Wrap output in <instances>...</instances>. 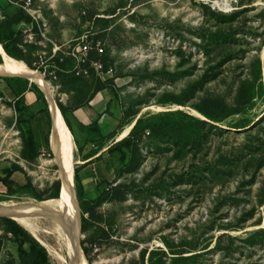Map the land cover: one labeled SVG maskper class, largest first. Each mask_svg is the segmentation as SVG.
<instances>
[{"label":"rangeland","instance_id":"rangeland-1","mask_svg":"<svg viewBox=\"0 0 264 264\" xmlns=\"http://www.w3.org/2000/svg\"><path fill=\"white\" fill-rule=\"evenodd\" d=\"M216 2L224 0H33L23 10L32 23L16 31L31 68L22 62L45 74L55 100L63 105L68 95L75 105L93 96L103 81L92 66L98 62L109 70L101 75L114 85L122 118H130L124 130L141 119L132 134L139 167L127 173L111 158L115 179L85 187L87 202L116 188L123 198L87 204L85 214L75 189L86 264H264V0ZM83 45L88 75L73 57ZM57 58L74 67L60 68ZM28 83L0 77V178L17 170L12 179L47 201L58 166L40 114L48 105ZM30 133L40 151L33 160L24 156ZM23 199L37 200L0 183V204ZM4 219L0 264H19ZM31 225L54 226L46 218ZM38 235L55 249L51 264H61L58 255L77 264L67 237Z\"/></svg>","mask_w":264,"mask_h":264},{"label":"bare ground","instance_id":"bare-ground-1","mask_svg":"<svg viewBox=\"0 0 264 264\" xmlns=\"http://www.w3.org/2000/svg\"><path fill=\"white\" fill-rule=\"evenodd\" d=\"M216 4L220 7L223 6L224 8L229 7L228 0H224L222 3L216 2ZM0 58L1 78L22 79L38 87L43 96L44 93L46 94L49 102L48 107L50 106L55 124L58 126V132L52 141L54 147L53 161L57 165H60L61 179L63 178L65 188L59 199H51L47 201L23 199L18 203L11 202L0 204V218L12 219L20 226L31 231L32 236L45 248H47L49 255L51 253H55V249L50 247L44 240V237L42 238L38 235V232L51 236L57 239V241L63 237H67L68 240H70L67 247H69L73 257L75 258V262L77 264H86L83 257L84 253L82 254L79 247V220L77 206L75 203V190H73L74 168L79 163L74 159L75 147L69 128L61 111L56 105L55 89L42 73L30 69L21 60L7 55L1 44ZM136 122L137 121H134L121 133L118 137V141L122 140V138L130 132ZM55 155L56 158H54ZM66 182H68V185ZM33 218L49 219L53 222L54 226L51 228L39 229V227L31 225V220ZM58 259L61 261V264H67L64 257L58 255Z\"/></svg>","mask_w":264,"mask_h":264},{"label":"trees","instance_id":"trees-1","mask_svg":"<svg viewBox=\"0 0 264 264\" xmlns=\"http://www.w3.org/2000/svg\"><path fill=\"white\" fill-rule=\"evenodd\" d=\"M6 6H1L0 11H3V21L0 22V44L5 51V53L15 59L18 60H23L25 61L31 68V62L29 61L26 53L24 52V49L21 47L22 46V41L18 38L19 35H21L20 32L16 31V28L21 24V23H26L30 24L32 23L31 20L26 16L25 12L21 9L18 10H12L9 13H6L4 15V12L6 11L7 7H11L8 3L5 4ZM54 62L58 64L60 68H65L66 66H71L74 67V64L70 62V60H60L59 58L55 59ZM91 62L90 59L85 61V64L82 65L83 70L87 71L88 74L90 73V67H91ZM101 64V63H100ZM102 65V64H101ZM108 69L105 68V66L102 65V70L101 74H107ZM9 81V79H7ZM12 80V79H11ZM19 80V79H17ZM23 81V80H22ZM26 82V81H25ZM28 83V82H27ZM29 84V83H28ZM35 91H37L42 97V93L40 90L35 86L31 85ZM114 85L112 84L111 80H107L105 82L99 80L97 88L95 90L96 92H99L101 90L107 89L109 90L115 97V91L113 90ZM19 98V96H18ZM44 98V97H43ZM116 98V97H115ZM20 98L18 99V101ZM45 103L46 100L44 99ZM57 101V100H56ZM58 107L64 117V120L68 126V128L71 130V126L68 120V113L67 109L59 102L57 101ZM47 105V103H46ZM40 114H45L46 119L48 122V127L51 130V120H50V114L48 111V108L45 110H41ZM205 115L207 117H212L209 114L205 112ZM214 119V118H213ZM130 118H126L125 120L121 122L120 126L118 129L124 128L126 124L129 122ZM141 122V119H138L133 130L129 134L127 138L124 140H121L120 142L116 143L113 145L109 150L108 153L111 156L112 159H120V162L124 161V166L123 169L127 173H131L134 170H136L139 167L140 160V151L138 146L134 143L133 141V132H135ZM72 132V130H71ZM117 132H114L110 136H108V139L114 138L116 136ZM49 136L50 132L46 136V143H47V148L49 149ZM25 151H24V156L25 158L29 160H33L37 158L40 155V151L37 145V142L33 136V134H29L28 138L25 141ZM79 149V148H78ZM50 151V149H49ZM129 155V156H128ZM129 157L128 161L125 162V159ZM17 170H11L8 172V174L0 178V183L4 186V188L7 189V191L10 194H15L19 191H28L34 198H36L38 201H42L37 194H35L34 189L32 186L28 185H23L17 183L14 179H12L13 173H15ZM79 172L80 169L77 167L75 170V189L77 192V198L79 202V206L81 209L85 212V214L89 213V211L86 209V205L90 204L95 207H98L112 199H122L123 194L119 193V189H112L106 192H103L96 200L87 202L85 201L84 198V188L81 184V181L79 179ZM60 191H61V183L58 180L55 184V194L53 195V199H57L60 197ZM4 221L7 223L9 231L14 234L17 237V244H18V258H19V264H51L49 261V254L40 243H38L26 230H24L23 227H21L17 222H15L12 219H7L5 218ZM87 222L88 220L86 218H83L81 220V229L82 232L87 231ZM28 244V249L26 250L24 246ZM83 253L85 254L86 257L89 256V252L87 249L82 248ZM83 254V256H84ZM85 258V257H84ZM13 264V263H12Z\"/></svg>","mask_w":264,"mask_h":264},{"label":"crops","instance_id":"crops-1","mask_svg":"<svg viewBox=\"0 0 264 264\" xmlns=\"http://www.w3.org/2000/svg\"><path fill=\"white\" fill-rule=\"evenodd\" d=\"M99 77L106 81L102 75ZM65 96L63 105L67 109L72 132L70 129L69 131L75 150L79 148L76 161L79 163V179L85 192V187L115 179L116 164L108 150L121 141H118V137L125 128L118 129L123 121L121 106L107 89L96 92L81 104L75 105L74 98ZM114 132H117L116 136L108 139Z\"/></svg>","mask_w":264,"mask_h":264},{"label":"built area","instance_id":"built-area-1","mask_svg":"<svg viewBox=\"0 0 264 264\" xmlns=\"http://www.w3.org/2000/svg\"><path fill=\"white\" fill-rule=\"evenodd\" d=\"M6 2L11 6H14V7L19 8L21 10L29 12V9L32 6L33 0H6ZM99 51L102 52V50H99ZM77 53L80 56H78L77 54L74 53L73 57L78 60V66H80V64H85V61L87 60V56L89 53V47L86 45H83L79 48ZM92 66L97 71V73L99 75H101L102 65L98 62H94V63H92ZM77 68L78 67H76V69ZM82 72L84 74L88 75L87 71L82 70Z\"/></svg>","mask_w":264,"mask_h":264},{"label":"water","instance_id":"water-1","mask_svg":"<svg viewBox=\"0 0 264 264\" xmlns=\"http://www.w3.org/2000/svg\"><path fill=\"white\" fill-rule=\"evenodd\" d=\"M214 5H218V4H216V3H214ZM44 75V77H45V74H43ZM44 97H45V100H46V103H47V105H49V102H48V100H47V96H46V94L44 93ZM56 105H57V107H58V104H57V101H56ZM49 109H50V112H49V114H50V120H51V130H50V136H49V149H50V151H51V153H54V147H53V143H52V141H53V138H54V136L56 135V133L58 132V126L55 124V120H54V118H53V114H52V111H51V108H50V106L48 107V111H49ZM58 109H59V107H58ZM60 110V109H59ZM139 118V117H138ZM54 158H56V155H55V157ZM58 166V173H59V181H60V183H61V191H60V196L63 194V191H64V183H63V178L61 179V174H60V165H57ZM67 181V180H66ZM67 183V185H68V182H66ZM73 186H74V184H73ZM73 190H75V186L73 187ZM75 199H76V193H75ZM80 226H81V224H80ZM33 237V236H32ZM34 238V237H33ZM35 239V238H34ZM36 240V239H35ZM38 243H40L38 240H36ZM41 244V243H40ZM42 245V244H41ZM43 246V245H42ZM44 247V246H43ZM45 248V247H44Z\"/></svg>","mask_w":264,"mask_h":264}]
</instances>
